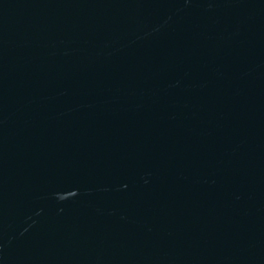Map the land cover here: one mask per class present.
Returning <instances> with one entry per match:
<instances>
[{"label": "water", "instance_id": "95a60500", "mask_svg": "<svg viewBox=\"0 0 264 264\" xmlns=\"http://www.w3.org/2000/svg\"><path fill=\"white\" fill-rule=\"evenodd\" d=\"M0 264H264V0H0Z\"/></svg>", "mask_w": 264, "mask_h": 264}]
</instances>
